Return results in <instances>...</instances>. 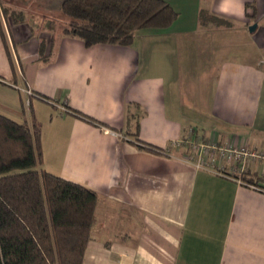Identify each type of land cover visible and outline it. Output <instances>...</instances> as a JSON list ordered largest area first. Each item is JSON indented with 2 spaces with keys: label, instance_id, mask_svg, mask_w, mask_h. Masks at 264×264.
Wrapping results in <instances>:
<instances>
[{
  "label": "crops",
  "instance_id": "1",
  "mask_svg": "<svg viewBox=\"0 0 264 264\" xmlns=\"http://www.w3.org/2000/svg\"><path fill=\"white\" fill-rule=\"evenodd\" d=\"M62 1L0 0V114L36 120L42 168L96 193L83 264H264V161L252 187L185 159L192 132L264 153V0H165L169 28L92 47Z\"/></svg>",
  "mask_w": 264,
  "mask_h": 264
},
{
  "label": "trees",
  "instance_id": "2",
  "mask_svg": "<svg viewBox=\"0 0 264 264\" xmlns=\"http://www.w3.org/2000/svg\"><path fill=\"white\" fill-rule=\"evenodd\" d=\"M61 12L62 33L86 47L129 46L137 32L167 29L177 17L165 0H63ZM12 15L15 22L23 19L19 12ZM207 17L227 26L204 13L200 21ZM134 136L137 145L157 151ZM242 180L256 184L247 176ZM96 204L94 191L42 168L36 120L20 123L0 114V264H83Z\"/></svg>",
  "mask_w": 264,
  "mask_h": 264
},
{
  "label": "built area",
  "instance_id": "3",
  "mask_svg": "<svg viewBox=\"0 0 264 264\" xmlns=\"http://www.w3.org/2000/svg\"><path fill=\"white\" fill-rule=\"evenodd\" d=\"M193 132L187 139L189 151L185 159L196 168H206L221 175L242 177L247 174L251 163L264 161V153L250 149L246 143H221L214 134L208 139H201ZM254 187L253 185H250Z\"/></svg>",
  "mask_w": 264,
  "mask_h": 264
},
{
  "label": "rangeland",
  "instance_id": "4",
  "mask_svg": "<svg viewBox=\"0 0 264 264\" xmlns=\"http://www.w3.org/2000/svg\"><path fill=\"white\" fill-rule=\"evenodd\" d=\"M61 21H63V19L60 20V22H61ZM208 25H213V22L210 20L209 17H207L204 21L201 22V26H203V27H204V26H208ZM214 26H215V25H214ZM228 38L231 39V40H233V41H234V39H235L233 35H229ZM237 38L239 39L240 36H238ZM234 42H235L236 45H239V44H241L242 40H241V39H240V40H235ZM199 45H200V44H199ZM209 45H210V44H208V48L206 49V51L210 48ZM220 47H221V48H224V45L221 44ZM205 48H206V46H205ZM226 49H227V48H226ZM233 50H234L233 47H231L230 50H227V51H226L225 49H224V50L220 49V50H218V51H215V52H214L215 59H216V55H217L218 53L221 54V56H224V57H227V58H235V57L238 58L239 56H237L236 54H234V51H233ZM206 51H204V49H203V52H202V53H203V58L200 59L199 62H198V67H199L198 70H199L200 73H201L202 70L204 69V66L206 65L207 59L210 60V58L208 57V55H210L211 51H209V52L207 53L208 55L206 54ZM201 55H202V54H201ZM205 55H206L207 57H205ZM202 67H203V68H202ZM199 72H198V73H199ZM201 75H202V74H201ZM196 76L198 77L199 74H197ZM200 85H201V84H200ZM201 139H205V138L202 137ZM187 153H188V152H187Z\"/></svg>",
  "mask_w": 264,
  "mask_h": 264
},
{
  "label": "water",
  "instance_id": "5",
  "mask_svg": "<svg viewBox=\"0 0 264 264\" xmlns=\"http://www.w3.org/2000/svg\"><path fill=\"white\" fill-rule=\"evenodd\" d=\"M255 26H256V25H254L253 27H250V28H249V30H250V31H252V30H253V28H254Z\"/></svg>",
  "mask_w": 264,
  "mask_h": 264
}]
</instances>
